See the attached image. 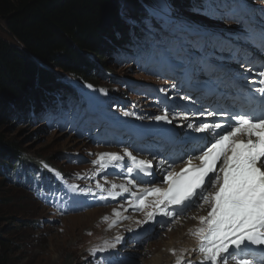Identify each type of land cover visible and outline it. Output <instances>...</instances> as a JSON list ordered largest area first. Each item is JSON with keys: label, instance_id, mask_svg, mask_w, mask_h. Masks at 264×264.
<instances>
[{"label": "snow or ice", "instance_id": "1", "mask_svg": "<svg viewBox=\"0 0 264 264\" xmlns=\"http://www.w3.org/2000/svg\"><path fill=\"white\" fill-rule=\"evenodd\" d=\"M150 15L169 20L170 6L167 0H156ZM239 38L264 49V27L259 30L248 27ZM230 50L239 52L238 48L231 46ZM259 76L264 77V71H260ZM260 83L264 85V80H260ZM257 91L261 94L259 106H249L234 115L224 110H198L201 117L215 118L219 115L228 119L186 124L187 128L205 134L202 142L191 149L200 153L195 157L199 163H194L193 156L189 155L184 166L176 172L171 170L172 165L167 160H161L162 182L166 187L141 188L139 194L130 192L127 185L136 184V180L130 178L131 174L135 172L140 179L152 176L153 165L152 160L140 159L128 148L123 149V154L100 153L98 159L92 162L99 164L101 169L126 168L129 176L127 185L113 183L108 195L115 198L122 193H130L135 199L132 206L145 212V219L140 224L152 221L158 213L174 219L191 207L206 205L209 209L207 215L198 217L201 226L192 233L199 240L198 247L194 249L200 254L199 264H228L229 260L233 264H257L256 251L264 252V87ZM183 99L190 100L191 97ZM182 115L184 120L189 119L187 113ZM154 119L172 123L167 108ZM122 161L125 163L121 164ZM43 167L47 168L48 165L44 164ZM97 187L103 188L100 184ZM72 190L80 189L72 186ZM148 197L152 199L148 200ZM114 212L120 215L118 211ZM121 239L117 236L116 243ZM116 243L107 245V248H115ZM107 248L95 249L92 254L107 251ZM177 264L193 262L184 261L181 257ZM258 264H264V256L259 258Z\"/></svg>", "mask_w": 264, "mask_h": 264}, {"label": "rangeland", "instance_id": "2", "mask_svg": "<svg viewBox=\"0 0 264 264\" xmlns=\"http://www.w3.org/2000/svg\"><path fill=\"white\" fill-rule=\"evenodd\" d=\"M258 1L251 0L249 5L253 6V3H256L260 8H264V0ZM240 8L243 7L239 4L230 6V12L219 22L221 25L219 23L217 25L225 30L234 26L233 16L241 11ZM228 31L233 33L235 29ZM4 35L7 36L6 33ZM108 61H110L108 70L115 76L131 75L148 78L143 72H133L134 69L127 62L119 64L110 58ZM105 82L106 80L103 81ZM128 96L132 97L133 94L128 93ZM11 107L5 106L6 110L0 108V135L5 142L16 145L26 156L52 162L67 175L70 174L73 179L79 180L82 186L91 181V178L85 176L89 168L87 161L76 166L65 161L64 154L67 152L90 156L92 150L85 141L77 139L78 135L74 130L61 128L54 132L46 130L40 124L14 119L12 113V116L9 115ZM15 113L18 116H26L22 110L21 112L17 110ZM46 122L51 124L49 120ZM33 195H35L33 192L12 185L0 174V235L10 243L7 248V264H90L86 260L87 250L99 241L105 243L106 240H103L106 238L105 235L114 230L110 229L108 222H104V217L113 210V207H93L77 214L55 217ZM200 209L201 207L191 214ZM191 214L182 221L183 223L176 221L170 230L157 231L144 244L134 246L131 250L134 256L129 264L175 263L176 257L168 256L165 251L169 245H178L186 239L185 235L180 239V234L187 229L189 222L195 220ZM52 219L56 220L50 221ZM158 259L161 260L156 263Z\"/></svg>", "mask_w": 264, "mask_h": 264}, {"label": "trees", "instance_id": "3", "mask_svg": "<svg viewBox=\"0 0 264 264\" xmlns=\"http://www.w3.org/2000/svg\"><path fill=\"white\" fill-rule=\"evenodd\" d=\"M173 1L184 5L189 0ZM126 2L140 6L138 0ZM126 27L120 0H0V108L10 105L9 115H14L16 109L26 112L38 104L45 86L57 78V68L98 79L93 74L100 67L103 73L108 70L118 32L125 34ZM87 53L102 65H95ZM23 153L0 135V166ZM9 246L0 235V264L8 263Z\"/></svg>", "mask_w": 264, "mask_h": 264}, {"label": "bare ground", "instance_id": "4", "mask_svg": "<svg viewBox=\"0 0 264 264\" xmlns=\"http://www.w3.org/2000/svg\"><path fill=\"white\" fill-rule=\"evenodd\" d=\"M205 207H207L206 205L201 207L200 211L198 212H195L193 214H191L192 212L190 211L189 214H191L193 217H194V221H191L189 222V226L187 227V229L184 231V232H181V236H180V239L183 238V235H185V240L182 241L180 244H172V245H169L165 251V254H167L168 256L172 257V256H175L176 255H180L181 253H184L188 248H191L193 247V245L195 244V242L197 241V238L195 235L191 234V229L193 226L195 225H199L200 222L198 220V217L199 216H202L205 214V211L204 209H206ZM189 220V219H188ZM187 220V221H188ZM183 223V222H182ZM184 228V227H183ZM184 242V243H183ZM173 250L175 254H173ZM172 252V253H171ZM188 256V254H187ZM161 259H158L156 260V263H159ZM175 261V259L173 260ZM177 261V260H176Z\"/></svg>", "mask_w": 264, "mask_h": 264}]
</instances>
